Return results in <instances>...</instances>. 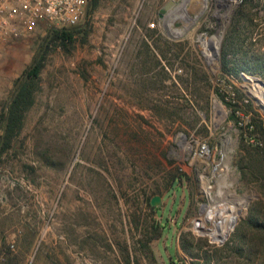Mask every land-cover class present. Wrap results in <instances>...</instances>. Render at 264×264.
<instances>
[{"label": "rangeland", "instance_id": "374dc122", "mask_svg": "<svg viewBox=\"0 0 264 264\" xmlns=\"http://www.w3.org/2000/svg\"><path fill=\"white\" fill-rule=\"evenodd\" d=\"M166 1L97 0L71 27L82 29L73 45L44 54L33 104L0 152V264H126L127 253L139 264H264V232L249 223L264 224V180L243 174L240 148L264 146L253 78L264 81V0H242L227 56L238 75L222 69L231 25L216 51L199 21L150 30ZM48 29L0 51L3 118ZM200 141L225 154L224 171L193 157ZM153 220L162 227L149 239Z\"/></svg>", "mask_w": 264, "mask_h": 264}, {"label": "trees", "instance_id": "16d2710c", "mask_svg": "<svg viewBox=\"0 0 264 264\" xmlns=\"http://www.w3.org/2000/svg\"><path fill=\"white\" fill-rule=\"evenodd\" d=\"M97 0H91L90 6L88 11H90V8L92 5L96 4ZM247 0H243V2H246ZM243 5V4H242ZM241 5V8L236 13V16L225 36V42H223V71L228 74H234L238 75V72L242 70L243 68H239L236 65L229 66L228 62L230 59L227 58V56L230 53L234 54V51H229L234 49L233 46L235 43H237L238 36L235 35V31H237V28L239 27L238 21L241 19L243 15H245V12L243 11L244 8ZM82 29L77 28H71V27H64V28H49L47 30V35L45 37V41L42 47L41 55L38 58H34L32 63L29 65L28 68H26L22 75L17 79L15 82V90L12 96V99L8 105V109L5 111V117L1 124L2 134H1V140H0V152H3L7 150L10 147L12 139L19 133L22 124H23V118L24 113L26 110L29 109V107L33 104V94L37 87V79L39 72L43 66V60H44V54L47 50H49L52 47H63L64 49L69 48L70 45H73V43L76 40L75 34L78 32H81ZM85 31V30H84ZM235 50V49H234ZM236 52V51H235ZM244 70V69H243ZM221 99L225 102V104L231 106L233 105L230 102H227L224 98V95H221ZM232 118H234V113L236 111V108H232ZM3 114L0 116L2 117ZM264 120H261L256 124L258 128L261 130V134L264 137V131L261 129L263 127ZM240 148L245 151L246 155L243 157L244 159L251 160L250 166L252 165L259 169V166L261 167V170H253L249 165L246 167L247 172L243 170V174H249L253 177H259L264 180V146L262 148L254 147L250 145H246L241 143ZM250 170H249V169ZM180 178V176L176 173H171L169 177V184H173L174 181H177ZM264 187V184H263ZM147 205L151 211L154 212L156 208H153L150 204V201L147 202ZM255 218L250 219L249 223L252 228L255 230H260L264 232V224L262 223H256L254 222ZM151 231L153 234L149 237V239H154L159 236V230L161 229V225L156 221L153 220L152 223H150ZM126 264H132L134 262L135 264H139L138 261L133 260L129 253H127L125 258Z\"/></svg>", "mask_w": 264, "mask_h": 264}, {"label": "built area", "instance_id": "2783aa9c", "mask_svg": "<svg viewBox=\"0 0 264 264\" xmlns=\"http://www.w3.org/2000/svg\"><path fill=\"white\" fill-rule=\"evenodd\" d=\"M240 1V0H235ZM91 0H0V51L6 43L18 39L35 29L72 27L84 21ZM158 26L157 21L149 28ZM252 130V125L248 127ZM252 144H260L253 136L247 138ZM193 157L209 166L211 174L223 170V154L212 150L207 142L196 143Z\"/></svg>", "mask_w": 264, "mask_h": 264}, {"label": "flooded vegetation", "instance_id": "af4514ba", "mask_svg": "<svg viewBox=\"0 0 264 264\" xmlns=\"http://www.w3.org/2000/svg\"><path fill=\"white\" fill-rule=\"evenodd\" d=\"M173 1L177 7L182 2V0ZM241 5L242 0H185V11L183 12L181 8H178L179 10L175 11V15L177 16L175 22H184V24H181V27L183 30H186V27L192 23V17L197 14L198 16L195 22H200L198 27L205 32L212 31V34L218 37L232 24ZM168 33L171 32L168 31ZM176 33L180 34L179 32ZM203 34L204 32H201V37L199 38H203ZM206 42V39L202 40V44L205 47Z\"/></svg>", "mask_w": 264, "mask_h": 264}, {"label": "water", "instance_id": "95a60500", "mask_svg": "<svg viewBox=\"0 0 264 264\" xmlns=\"http://www.w3.org/2000/svg\"><path fill=\"white\" fill-rule=\"evenodd\" d=\"M89 6H90V2L88 3V9H89ZM184 6H185V0H182V2L180 3V5H179L178 7L175 6L173 0H169L167 3H165V4L161 7L162 10L158 13V15H159L160 19L162 20V24H163L164 28H166L167 30H169L171 23H172V22H175V21L177 20V18H176L177 16L175 15V11L179 10L178 8H181L182 11L184 12V11H185ZM197 16H198V15L196 14L194 17H192V23L189 24V26H187L186 29H188L189 27H191V26L195 23V21H196V19H197ZM199 37H201V35H200ZM221 38H222V35L220 34V35L218 36V47H217V49H218L219 46H220ZM202 39H204V38H202ZM212 39H213L212 36H210V37L207 39L206 46H208L210 49L216 51V50L214 49V46L212 45V42H213ZM216 55H217V54H216ZM241 77H242L243 80H246L247 75L244 74V73H241ZM253 78L256 79L257 81H259L261 84H264V81H263V80H261V79L255 77V76H253ZM7 109H8V107H7ZM3 120H4V118H3ZM246 198H249V197H245V199H246ZM160 200H161L160 195H154V196L151 197V199H150V204H151V206H158L159 203H160ZM225 237H226V236H224V237L222 238V240L219 241V243L223 242L224 239H225Z\"/></svg>", "mask_w": 264, "mask_h": 264}, {"label": "crops", "instance_id": "0c3cea01", "mask_svg": "<svg viewBox=\"0 0 264 264\" xmlns=\"http://www.w3.org/2000/svg\"><path fill=\"white\" fill-rule=\"evenodd\" d=\"M161 11V7L159 10L157 11H154V14H155V18H156V21H157V24H158V28L157 29H160V28H164L163 24H162V20L160 19L158 13ZM150 30H154V29H150Z\"/></svg>", "mask_w": 264, "mask_h": 264}, {"label": "bare ground", "instance_id": "6f19581e", "mask_svg": "<svg viewBox=\"0 0 264 264\" xmlns=\"http://www.w3.org/2000/svg\"><path fill=\"white\" fill-rule=\"evenodd\" d=\"M212 45L214 46V49H216L217 50V47H218V41H215L214 40V38L212 39ZM219 49V48H218ZM224 155V157H223V170L222 171H224V168H225V154H223Z\"/></svg>", "mask_w": 264, "mask_h": 264}]
</instances>
